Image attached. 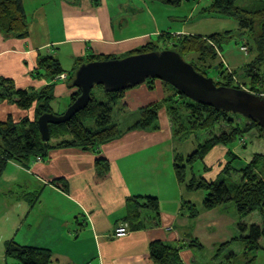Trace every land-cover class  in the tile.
Here are the masks:
<instances>
[{"label": "crops", "instance_id": "obj_1", "mask_svg": "<svg viewBox=\"0 0 264 264\" xmlns=\"http://www.w3.org/2000/svg\"><path fill=\"white\" fill-rule=\"evenodd\" d=\"M22 2L28 35L18 39L0 34V78L12 80L17 89L37 92L53 81L51 106L55 115L64 113L72 103L77 88L69 80L91 57L120 60L147 45L156 48L169 36L203 35L189 33L186 21L180 28L171 26L180 17L176 8L192 6L187 14L182 10L186 20L195 13L199 19H214L202 16L198 3L190 1L174 10L147 0ZM170 28L172 33L168 32ZM48 55L59 61L65 79L52 80L37 70L38 57ZM247 63L238 67L225 64L243 72ZM154 80L151 87L143 83L125 90L112 112L120 128L126 129L135 126L142 109L158 105L152 127L126 130L97 150L54 148L41 161H7L0 174V257L5 264L4 245L9 241L49 251L50 264H151L149 247L153 242L179 249L181 264L244 262V245L237 240L240 234L235 208L228 204L204 210L205 193L188 191L176 180V156L185 159L196 146L183 152L190 138L175 139L166 102L176 93L164 82ZM34 113V107L20 110L14 104L0 102V121L11 117L14 122L24 118L32 122ZM55 143L51 141V145ZM247 145L216 146L192 169L186 167V181L195 177L214 182L233 160L239 163L236 169L230 167L239 170L254 154L264 155L263 139ZM251 150L257 153L251 154ZM98 159L109 164L108 176L99 183L94 180ZM146 198L158 201L157 212L142 207ZM184 203L198 210L193 222ZM122 223L128 224L129 233L114 237ZM192 242L201 247L191 246ZM224 244L228 246L216 257ZM262 254L264 258V251Z\"/></svg>", "mask_w": 264, "mask_h": 264}, {"label": "trees", "instance_id": "obj_2", "mask_svg": "<svg viewBox=\"0 0 264 264\" xmlns=\"http://www.w3.org/2000/svg\"><path fill=\"white\" fill-rule=\"evenodd\" d=\"M67 1L75 2V0ZM147 1L168 7H178L187 1L196 2L200 7L199 11L202 16L214 19H230L236 22L238 26L237 35L246 36V40L240 48L246 47L250 51V55L253 54L252 60L243 67V76L248 78L252 85L257 84L253 89L264 95V0H205V4H203L204 0ZM0 34L18 39L27 37L28 21L22 0H0ZM234 37V32L231 30L224 33L214 32L208 35L169 36L165 38V43L171 45V51L178 53L181 57L186 52V54L198 56L199 60L203 59L204 61L213 62L220 58L222 63L218 65V73L223 79L231 83V79L235 78L237 71H231L227 64H224L225 59L222 48ZM151 52L160 51H157L153 45H147L129 53L127 56ZM108 60L115 59L111 57H91L88 62ZM188 64L196 72L208 77L207 74L199 72L194 64L189 62ZM37 70L52 80L61 79L60 76L64 75V70L61 68L59 61L50 55L38 57ZM38 75L40 74L37 72ZM70 81L71 86L74 88L72 85L73 80L70 79L69 83ZM154 81V79H147L145 83L150 84L151 87ZM214 84L217 87L222 86L220 83L214 82ZM166 85L176 93L170 99H166L170 108V117L173 121L175 139L185 141L189 139L190 135H194L196 141L199 138L196 133H203L202 141L198 140L195 151L191 155L185 159L180 155L176 156L174 161L176 180L179 184L184 185L188 191H203L205 193L202 202L204 210L209 211L228 204L235 208L236 228L240 234L237 240L244 245L243 264H253L257 251L260 249L264 251V155L254 154L253 159L239 170H233L230 167L231 164H228L224 168L220 179L214 182L195 177L186 181V167L189 166L192 169L196 162L203 160L216 146H228L235 143L244 146L248 144V138L252 141L264 140V133L250 119H247L248 123L244 122V127L235 125L227 116L236 114L217 111L212 107L196 103L170 85ZM224 87L239 89L226 84ZM53 90V81L51 85L37 92L17 89L12 80L0 78V102L6 101L14 104L20 110H29L33 107L35 109V118L32 122L27 118L14 122L11 117H8L6 121H0V174L9 160L22 161L33 158L36 160L37 157L42 159L47 155L48 150L54 148L97 150L103 144L120 137L126 130L148 129L157 121L159 107L158 105H152L141 110V115L135 126L121 129L114 120L112 112L116 102L122 97L125 90L107 93L102 86H95L91 91V99L85 109L76 113L66 123L50 125V140L42 142L37 127V119L45 113L53 112L51 106L54 100ZM76 90L77 93L72 96V103L80 94V91ZM220 121L225 125L224 128H219ZM245 123L247 126H245ZM249 134L252 135L251 138L248 137ZM52 140H56L55 145H51ZM95 170V182L99 183L105 180L109 172L108 162L98 159L95 162ZM236 177H239V179L237 180ZM183 206L184 209H187L189 218L193 222L198 215V210L190 203H184ZM142 207L157 212L158 201L155 198H146ZM254 213L258 215V221L250 223L248 218ZM190 245L201 247L194 242ZM227 246L228 244L221 245L215 256L217 257ZM178 252L179 249L175 247L164 245L161 242H153L149 247L150 263L181 264ZM5 257L6 259L16 260L18 264H50L51 262L49 251L21 246L13 241L6 243Z\"/></svg>", "mask_w": 264, "mask_h": 264}, {"label": "water", "instance_id": "obj_3", "mask_svg": "<svg viewBox=\"0 0 264 264\" xmlns=\"http://www.w3.org/2000/svg\"><path fill=\"white\" fill-rule=\"evenodd\" d=\"M147 79L162 81L196 103L250 119L264 133L262 95L242 89L217 87L212 78L196 72L178 53L165 50L81 65L72 81V85L80 91L75 101L61 115L45 113L37 119L41 141L50 140V125L66 123L85 109L95 86H102L107 93H115L141 85Z\"/></svg>", "mask_w": 264, "mask_h": 264}, {"label": "rangeland", "instance_id": "obj_4", "mask_svg": "<svg viewBox=\"0 0 264 264\" xmlns=\"http://www.w3.org/2000/svg\"><path fill=\"white\" fill-rule=\"evenodd\" d=\"M203 4H205V0H204ZM191 7L192 6L189 7V5H187L183 8H179V9H177L176 7H172V8L170 7L172 10H174L176 8V10L179 11L178 16H180L175 23H171V26H175V28H180V26L186 21L187 26H190L189 33H200L203 35H207V34L213 33V32L224 33V32H226L225 30H233L234 35H235L234 39L229 41L222 48L223 49L222 54L224 56V59L226 60L228 65H230L232 67L241 66L243 63H247L252 59V58H250L251 55H249L250 57H248L247 55H245L244 53H242L239 50L241 45L246 40V36L237 35L238 34L237 33L238 26H237L236 22H234L233 20H230V19H220V20L219 19H199L196 16V13L193 15L191 20H186L185 18L182 17V15H183L182 10H185V14H187ZM186 16L187 15H185V17ZM186 23H184V24H186ZM169 30L170 31H168V32L172 33L173 30L171 28ZM171 48H172L171 45H169L168 43H162V42H160L156 46V50L160 51V52L165 51V50H171ZM183 54L184 55H182V57L187 63L189 62V63L194 64V66L199 69V72L207 74L208 78H212L214 80V82L220 83V84H222V86H224L226 84L229 86L237 87V88L242 89V90L250 91V92L255 93V94H261L258 91L253 89V87L257 86V84L252 85L251 81L248 78L243 76V72L241 70H236L237 73L235 74V78L231 79V83L229 81H226V79H223V77H221V75H219L218 70H217L218 65H220L222 63L220 58H218L212 62L209 60L204 61L203 59L199 60L198 56H194L192 54L188 55V54H186V52H184ZM247 54H250V51H248V49H247ZM226 62H224V64ZM232 70L233 69H231V71ZM252 73H253V71H252ZM261 95L264 97L263 94H261ZM157 117H158V115H157ZM227 117H229V119H231L235 123V125H238L241 127H244L245 121H246V123H248L247 119L243 118L242 116L229 115ZM246 123H245V126H247ZM224 127H225V125L222 124V122L220 121L219 128H224ZM202 135H203V133H200V132L196 133V136L199 137L198 140H201ZM189 138H190V140L184 144V147H186V149L183 150V152H186L188 150L191 151L193 146H196V144L198 143V140L194 141L195 140L194 135H190ZM247 141H248V145L252 144L251 139L248 138ZM254 153H257V151L251 150V154H254ZM187 154H189V153H187ZM238 163L239 162H236L235 160H233L231 162V165H234L235 166L234 168L236 169V166ZM199 164H200V162L198 163V165ZM236 179L238 180L239 177L238 178L236 177ZM237 180H235V181H237ZM248 220H250V223L257 222L258 221V215L256 213H254L251 217L248 218ZM123 226H127V230H126L125 234L122 236H118L116 231H114V234H113L114 237L122 238L129 233V227H128L127 223L119 224L117 226V228H120V227L122 228ZM243 252L244 251H242V253ZM262 253H263V251L261 249L257 251L256 258H255L253 264H264V258L262 256L263 255ZM4 257H5V245H4ZM8 260H7L6 264H11V261L10 260L8 261ZM243 261L244 260H242V262ZM232 263L237 264V261L232 260ZM0 264H5V262L2 260L1 257H0Z\"/></svg>", "mask_w": 264, "mask_h": 264}, {"label": "built area", "instance_id": "obj_5", "mask_svg": "<svg viewBox=\"0 0 264 264\" xmlns=\"http://www.w3.org/2000/svg\"><path fill=\"white\" fill-rule=\"evenodd\" d=\"M241 50L246 52L247 49H246V47H242ZM60 78L63 80V79H65V76L61 75ZM36 161H41V157H37ZM126 230H127V226H123L122 228L120 227V228L115 229L118 236L124 235Z\"/></svg>", "mask_w": 264, "mask_h": 264}]
</instances>
